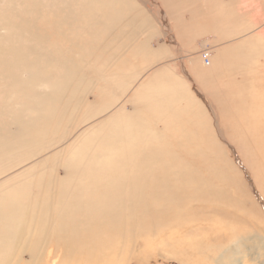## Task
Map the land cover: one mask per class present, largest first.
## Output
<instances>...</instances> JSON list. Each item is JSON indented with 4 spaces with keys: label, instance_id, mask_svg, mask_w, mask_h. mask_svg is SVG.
<instances>
[{
    "label": "rangeland",
    "instance_id": "374dc122",
    "mask_svg": "<svg viewBox=\"0 0 264 264\" xmlns=\"http://www.w3.org/2000/svg\"><path fill=\"white\" fill-rule=\"evenodd\" d=\"M49 1L38 18L69 22L90 50L59 44L57 77L20 70L30 105L0 93V264H46L56 247L57 264H251L239 240H264V0Z\"/></svg>",
    "mask_w": 264,
    "mask_h": 264
},
{
    "label": "bare ground",
    "instance_id": "6f19581e",
    "mask_svg": "<svg viewBox=\"0 0 264 264\" xmlns=\"http://www.w3.org/2000/svg\"><path fill=\"white\" fill-rule=\"evenodd\" d=\"M95 1L97 3L101 2L102 7H105V3L103 0H95ZM184 2L187 4V7H189L188 9H193V6L190 7L189 4L190 5L196 4V0L195 1L194 0H191V1L184 0ZM179 4H180V6L183 7V1L180 2ZM167 5H169V4H167ZM42 6H45L46 8H48L49 10H51L53 12V8H52L49 0H36V4L34 6H32L30 9V14L28 12V9L24 8L25 16L23 18L20 17V12L23 10L22 8L16 9L17 8L16 7L13 9H4V10L0 11L1 18L3 20H5V17H6L8 22H11V24H9L10 26L6 29L5 33L0 35V93H1V91L6 90V93H5V94H7L6 96L11 98L14 95H16L18 92L22 91L25 93V95H23V97H24V102L27 105L31 104V103H29L28 98H29V92L32 93V91H29V77H20L19 76L20 70H23L24 72L30 71L31 74H33L35 76V75L40 74V73L44 74V72L47 74L48 73L47 69L51 68L52 66H57V67L64 66L66 64V58L63 54H66L67 45L64 47H61V45H59V44L64 43V42L68 44L69 41L71 42V39L68 38L69 40H67V35H69L68 32L71 30L70 29V23L69 22H63L59 28H56L57 26L53 22L51 15L38 18L39 12H40ZM55 7H57V4H55ZM182 7H180V9H183L186 11V8L185 7L182 8ZM99 8L100 7L94 5L92 8H90L88 10V12L85 13V15L86 16L87 15L88 16H95L97 14V11ZM71 10H72V7L69 6L64 11V13H62V14L59 13L58 18L59 19H62L63 17L67 18L70 15ZM193 10H194V12H195V10L199 11L197 8L193 9ZM212 11H215V10L213 9ZM105 12H106V15L108 16V11H106V9H105ZM120 15H121V11L119 12V16ZM205 15H207V14H205ZM202 18L205 19V23H207V26H208L210 18H209V20H208L207 16L202 17ZM219 18L217 21H218L219 27H221L220 25H221L224 18L223 17L222 18L219 17ZM113 19L117 20L118 18L110 15V17L108 19L101 21L100 23H98V22L97 23L102 25V27L106 28L107 30H109L110 26L113 23L112 22ZM182 24H183V22H182ZM189 24L193 25L192 23L186 22L182 26L185 28H188ZM225 25H226V22H225ZM73 26L75 28L76 26H78V23L77 22L74 23ZM29 28H30L31 34L35 37V39L32 40L33 43L39 44L42 42L44 44L43 56L41 57V59L29 60V53H31V51L29 49L30 41L25 43L24 41L19 40L20 36L22 35L21 31L23 29H26V30H28V33H29ZM74 28H73V30L76 29V28L75 29ZM222 28H224V24H223ZM205 29H206V27H205ZM91 30H93V29H91ZM91 30H88V31H91ZM74 32H76V31H73V33ZM77 33L78 32H76V34ZM52 34L55 36L54 39L51 37ZM166 34H167V36L170 35V33L167 31H166ZM223 34H224V32H223ZM40 35H46V38L48 40H45V41L41 40L39 38ZM71 35H74V34L71 33ZM185 35H186V32H185ZM74 36H76V35H74ZM23 37L25 39H28V35L23 36ZM73 39H75V38L73 37ZM248 39H249V37H248ZM171 40H172V38H171ZM80 42L81 41H79L78 39H75L70 44H72V47L76 48V50H79L83 55H85L90 49L87 50V48L83 44H81L82 42L81 43ZM57 44L59 46H57ZM170 45L172 47V44H170ZM188 45H191V44L188 43ZM202 45H204V44H202ZM225 48L226 47H224V49ZM186 50H188V48H186ZM176 51H177V49H176ZM190 52H191V53H189L190 56L194 55V57L196 59H200L198 51H195V53H194L193 49H191ZM201 54L203 55V57H205L207 59H200V60H198V62H209L210 61L209 58L213 57V53L210 50V48L208 50L205 49V51L203 50V52ZM187 55H188V53H187ZM208 56H209V58H208ZM47 75L48 76L53 75L54 77L58 76L55 73H48ZM61 81H62V79L60 78L59 80H57L55 82V84L59 86ZM49 105L53 106L54 103L50 102ZM88 196H89V198L92 197L91 194H89ZM68 231L69 230L64 228L58 233V236L62 237L63 241H64L65 240L64 236L66 233H68ZM255 231H256L255 237H256V239L259 238V241H254L252 246L247 251L246 250V247H247L246 241L248 238L246 236H244L243 238H241L239 240V246L244 248L243 249L244 250L243 257L245 255H250L249 261L251 262V264H264V240H263V236L261 234L262 232L257 228H255ZM66 239H67V242L71 241L68 238H66ZM55 252H56V254H54ZM59 252H62V250L58 247L53 248V249L52 248L49 249L46 252V257L44 258V260L47 261L46 264H57V257L59 256ZM55 255H56V257L53 258V256H55ZM243 257L241 259H243ZM216 259H217V262L213 263V264H222L223 263V261H220L218 256L215 258L214 253L213 254H207V255H205L204 264H211ZM40 261L38 262V264H40ZM30 264H32V262H30Z\"/></svg>",
    "mask_w": 264,
    "mask_h": 264
},
{
    "label": "crops",
    "instance_id": "0c3cea01",
    "mask_svg": "<svg viewBox=\"0 0 264 264\" xmlns=\"http://www.w3.org/2000/svg\"><path fill=\"white\" fill-rule=\"evenodd\" d=\"M222 2H224V5H226V3H227V1H230V0H221ZM201 35V34H200ZM211 35V34H210ZM198 36V35H197ZM196 36V37H197ZM212 36V35H211ZM196 37H190V39H191V44L195 47V39H196ZM220 42H223V40H221Z\"/></svg>",
    "mask_w": 264,
    "mask_h": 264
}]
</instances>
